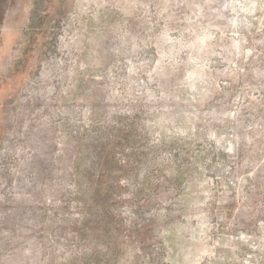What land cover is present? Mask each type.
Returning <instances> with one entry per match:
<instances>
[{
    "label": "rangeland",
    "instance_id": "374dc122",
    "mask_svg": "<svg viewBox=\"0 0 264 264\" xmlns=\"http://www.w3.org/2000/svg\"><path fill=\"white\" fill-rule=\"evenodd\" d=\"M0 264H264V0H0Z\"/></svg>",
    "mask_w": 264,
    "mask_h": 264
}]
</instances>
